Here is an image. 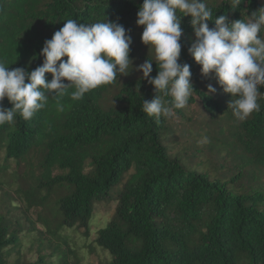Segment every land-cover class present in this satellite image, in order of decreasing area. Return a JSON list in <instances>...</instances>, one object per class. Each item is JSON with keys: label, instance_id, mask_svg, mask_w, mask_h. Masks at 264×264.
<instances>
[{"label": "trees", "instance_id": "16d2710c", "mask_svg": "<svg viewBox=\"0 0 264 264\" xmlns=\"http://www.w3.org/2000/svg\"><path fill=\"white\" fill-rule=\"evenodd\" d=\"M228 3L207 4L213 13L209 28L221 15L233 22L264 8V0H244L235 10ZM142 4L143 0H0V61L10 70L31 72L41 66L45 41L68 19H107L122 25L132 41L133 61L141 37L136 21ZM190 21V16L181 18L178 63L190 65L194 93L187 106L171 116L150 117L141 111L143 101L156 95L142 78L124 83L114 105L105 109L102 101L122 77L118 74L81 100H72L74 89H68L58 98L63 112L57 110L58 99L50 96L30 120L16 114L12 122L0 125L1 178L18 180L28 208L48 213L40 217L46 233L66 246H57L52 260L41 257L36 264H85L64 233L83 229L90 238L96 204L120 186L115 213L84 248L108 252V264H264V183L251 171L264 172V96L258 97L259 112L243 121L232 115L231 96L214 74H201L188 52L195 42ZM157 72L153 63L150 78ZM45 78L50 82L52 77ZM209 84L214 94H207ZM158 94L166 103L171 100ZM198 103L213 122L229 125L241 160L237 173L213 176L189 168L174 153L169 122L175 116L189 120V108ZM3 107H12L7 98ZM13 165L17 170L12 171ZM21 234L0 217V264H24L20 259L9 262L12 252L20 249Z\"/></svg>", "mask_w": 264, "mask_h": 264}, {"label": "clouds", "instance_id": "9594fccd", "mask_svg": "<svg viewBox=\"0 0 264 264\" xmlns=\"http://www.w3.org/2000/svg\"><path fill=\"white\" fill-rule=\"evenodd\" d=\"M243 2L229 0L228 5L235 10ZM183 16L191 17L195 34L188 52L201 74H214L223 92L231 96L228 110L240 121L259 112L258 97L264 96L260 92L264 87V8L233 22L221 15L215 19V27L209 28L207 22L213 19V13L206 0H143L136 22L143 27L141 42L154 59L148 55L133 69L129 58L132 41L122 25L107 19L94 23L68 19L45 41L39 54L44 58L41 66L31 72L26 68L10 70L0 61V125L12 122L16 114L30 120L46 106L50 96L62 98L68 89H74L70 98L81 100L89 91L115 81L118 74L128 75L131 71L141 72L142 79L156 92L151 101H143V113L168 117L175 109L185 108L194 90L190 65L178 63ZM153 63L158 72L150 78ZM46 74L51 75L50 82ZM215 91L211 84L207 86V94ZM161 92L171 100L166 103L158 94ZM5 98L11 108L3 107ZM57 110L64 111L59 99Z\"/></svg>", "mask_w": 264, "mask_h": 264}, {"label": "rangeland", "instance_id": "374dc122", "mask_svg": "<svg viewBox=\"0 0 264 264\" xmlns=\"http://www.w3.org/2000/svg\"><path fill=\"white\" fill-rule=\"evenodd\" d=\"M222 0H206V4L219 5ZM142 35L143 27H140ZM154 59L153 54H149L148 47L140 41L137 44L136 55L133 59V69L145 62L144 57L148 56ZM128 71H131L129 68ZM126 75V76H124ZM118 79L116 85L110 88L102 101L105 109H110L114 105L115 95L119 92L121 86L129 80L142 78V73L131 71L128 75L125 73ZM189 120H181L175 116L169 122V127L173 132L170 138V144L174 153H179L180 158L189 168H200L211 172L213 176L229 171L237 173L236 167L241 164L239 154L235 149L234 139L229 133V125L213 122L198 103L191 106L188 110ZM0 158L2 155L0 154ZM17 170L13 165L12 171ZM22 171V169H20ZM257 174V178L264 183V172L251 169ZM132 173L126 175L129 177ZM23 175H25L23 173ZM3 178V177H2ZM4 183L0 184V217L4 218V223L9 224L15 229L21 231V246L17 251L12 252L10 263L20 259L24 264H36L41 257L48 261L52 260L57 246L64 249L65 244H60L56 238H52L46 233L40 217L48 213L42 211V208L29 209L24 200V193L18 188V180L7 176V180L2 179ZM254 182H250L253 184ZM115 189L107 199L96 204L95 216L90 228V238H86L83 229L69 230L64 233L65 240L75 248L78 259L85 264H108L110 256L108 252L96 249L94 252L85 250L87 243L96 239L97 232L104 228L115 213L118 205L117 191ZM50 218V216H48ZM60 244V245H59Z\"/></svg>", "mask_w": 264, "mask_h": 264}]
</instances>
